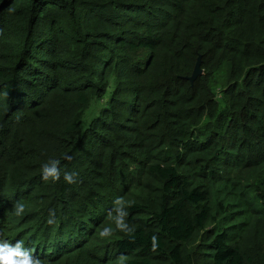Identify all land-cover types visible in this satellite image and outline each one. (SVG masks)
I'll list each match as a JSON object with an SVG mask.
<instances>
[{"label": "trees", "instance_id": "obj_1", "mask_svg": "<svg viewBox=\"0 0 264 264\" xmlns=\"http://www.w3.org/2000/svg\"><path fill=\"white\" fill-rule=\"evenodd\" d=\"M18 241L41 264H264V0H0Z\"/></svg>", "mask_w": 264, "mask_h": 264}, {"label": "clouds", "instance_id": "obj_2", "mask_svg": "<svg viewBox=\"0 0 264 264\" xmlns=\"http://www.w3.org/2000/svg\"><path fill=\"white\" fill-rule=\"evenodd\" d=\"M59 161H51L50 163L42 164V178L48 179L51 177L53 180L60 178V171L57 167ZM65 180L68 182L73 181V174L65 173ZM23 211V205H17V214ZM109 234V230L105 229L101 235ZM155 240V237H153ZM0 264H41L38 259H35L30 250L23 247L21 242L10 244L8 242L0 243Z\"/></svg>", "mask_w": 264, "mask_h": 264}, {"label": "water", "instance_id": "obj_3", "mask_svg": "<svg viewBox=\"0 0 264 264\" xmlns=\"http://www.w3.org/2000/svg\"><path fill=\"white\" fill-rule=\"evenodd\" d=\"M202 73L201 68V56H198L193 68V71L190 76L186 77L187 80H189L190 83H193L194 80Z\"/></svg>", "mask_w": 264, "mask_h": 264}]
</instances>
